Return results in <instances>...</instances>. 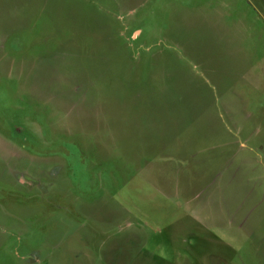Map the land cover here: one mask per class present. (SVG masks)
Segmentation results:
<instances>
[{
	"label": "rangeland",
	"instance_id": "374dc122",
	"mask_svg": "<svg viewBox=\"0 0 264 264\" xmlns=\"http://www.w3.org/2000/svg\"><path fill=\"white\" fill-rule=\"evenodd\" d=\"M0 175V264H264L263 1L0 0Z\"/></svg>",
	"mask_w": 264,
	"mask_h": 264
},
{
	"label": "flooded vegetation",
	"instance_id": "af4514ba",
	"mask_svg": "<svg viewBox=\"0 0 264 264\" xmlns=\"http://www.w3.org/2000/svg\"><path fill=\"white\" fill-rule=\"evenodd\" d=\"M0 177H1V175H0ZM12 180L14 181V179L12 178ZM15 182V181H14ZM16 183V182H15Z\"/></svg>",
	"mask_w": 264,
	"mask_h": 264
},
{
	"label": "water",
	"instance_id": "95a60500",
	"mask_svg": "<svg viewBox=\"0 0 264 264\" xmlns=\"http://www.w3.org/2000/svg\"><path fill=\"white\" fill-rule=\"evenodd\" d=\"M263 1V3H264V0H262Z\"/></svg>",
	"mask_w": 264,
	"mask_h": 264
}]
</instances>
